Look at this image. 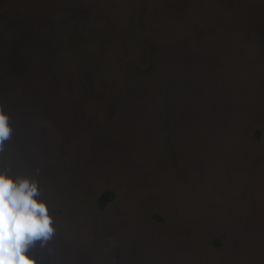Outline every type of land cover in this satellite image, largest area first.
Listing matches in <instances>:
<instances>
[{
    "label": "rangeland",
    "instance_id": "rangeland-1",
    "mask_svg": "<svg viewBox=\"0 0 264 264\" xmlns=\"http://www.w3.org/2000/svg\"><path fill=\"white\" fill-rule=\"evenodd\" d=\"M0 105L38 264H264V0H0Z\"/></svg>",
    "mask_w": 264,
    "mask_h": 264
},
{
    "label": "clouds",
    "instance_id": "clouds-1",
    "mask_svg": "<svg viewBox=\"0 0 264 264\" xmlns=\"http://www.w3.org/2000/svg\"><path fill=\"white\" fill-rule=\"evenodd\" d=\"M10 117L0 105V153L11 140ZM38 181L0 167V264H38L30 249L47 246L55 235L49 203Z\"/></svg>",
    "mask_w": 264,
    "mask_h": 264
},
{
    "label": "trees",
    "instance_id": "trees-1",
    "mask_svg": "<svg viewBox=\"0 0 264 264\" xmlns=\"http://www.w3.org/2000/svg\"><path fill=\"white\" fill-rule=\"evenodd\" d=\"M106 196H109L110 197L111 195L109 193H106Z\"/></svg>",
    "mask_w": 264,
    "mask_h": 264
}]
</instances>
